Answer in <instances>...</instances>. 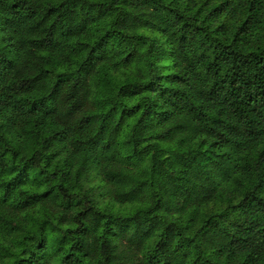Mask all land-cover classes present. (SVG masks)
<instances>
[{"label":"trees","instance_id":"trees-1","mask_svg":"<svg viewBox=\"0 0 264 264\" xmlns=\"http://www.w3.org/2000/svg\"><path fill=\"white\" fill-rule=\"evenodd\" d=\"M0 264H264V0H0Z\"/></svg>","mask_w":264,"mask_h":264}]
</instances>
